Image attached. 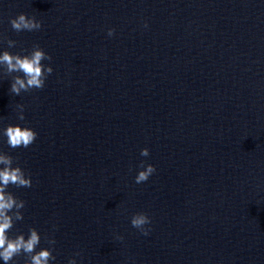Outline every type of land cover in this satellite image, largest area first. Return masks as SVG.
I'll list each match as a JSON object with an SVG mask.
<instances>
[{"label":"clouds","instance_id":"9594fccd","mask_svg":"<svg viewBox=\"0 0 264 264\" xmlns=\"http://www.w3.org/2000/svg\"><path fill=\"white\" fill-rule=\"evenodd\" d=\"M11 28L19 33L22 31H38L42 27V22L34 16L28 17L26 14H18L15 18L9 20ZM147 27V25H145ZM115 30L108 29V36H113ZM8 48L16 46V41L8 39L0 34V44L5 43ZM52 57L48 55L39 44H34L32 49L27 54L12 53L8 50L0 52V70L3 75L12 76L10 92L15 95H20L21 92H28L32 89H43L45 81L52 74L53 68L50 65H45L42 61H51ZM22 74V75H20ZM18 116L21 121L25 120L24 105L17 104ZM0 134L7 138V144L10 148H28L37 139V133L29 128L20 125L9 124ZM141 156L149 155L148 148H143L140 152ZM15 163L14 157L8 153L0 151V259L4 264H10L15 257L24 255V264H49L55 260L53 248H42L36 251L37 246L41 242V236L35 228L28 229L27 238L23 233L14 237L9 236V232L14 227L16 221L24 219L22 209L25 208V201L18 199L12 192L8 191L9 185H14L17 188H30L32 180L18 164ZM140 167L143 169L138 172L135 177V183L140 184L146 182L149 177L156 171L152 164L144 165L141 162ZM151 220L146 213H137L131 218V225L140 230L145 236L149 234L150 229L146 228ZM117 239L123 240L122 236ZM49 245L54 246L56 241L54 238H46ZM80 253H75L79 256ZM68 264H77L75 258L68 261Z\"/></svg>","mask_w":264,"mask_h":264}]
</instances>
